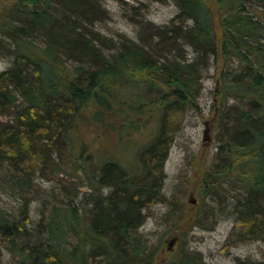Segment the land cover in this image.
Returning a JSON list of instances; mask_svg holds the SVG:
<instances>
[{"label":"trees","instance_id":"obj_1","mask_svg":"<svg viewBox=\"0 0 264 264\" xmlns=\"http://www.w3.org/2000/svg\"><path fill=\"white\" fill-rule=\"evenodd\" d=\"M173 1L168 23L143 21L139 40H113L93 27L107 15L101 0H0V42L13 47L0 71V116L12 115L0 126V162L12 188H30V176L48 166L87 175L94 153L84 144L69 166L55 160L74 147L70 134L81 124L128 140L146 132L138 174L98 159L96 184L108 192L89 209L67 197L27 229L25 210L15 220L0 207L2 243L22 264H203L182 247L165 249L164 236L148 247L138 229L159 200L169 149L211 64L216 162L195 169L201 199L177 208L170 230L196 224L203 197L235 181L244 193L226 243L264 240V0Z\"/></svg>","mask_w":264,"mask_h":264},{"label":"rangeland","instance_id":"obj_2","mask_svg":"<svg viewBox=\"0 0 264 264\" xmlns=\"http://www.w3.org/2000/svg\"><path fill=\"white\" fill-rule=\"evenodd\" d=\"M101 3L107 15L96 21L93 27L113 40L123 35L139 40L140 23L150 21L153 26L163 25L178 11L173 0H101ZM251 10L255 11L253 8ZM12 48L9 39L0 42V71L12 64ZM185 49L188 50L187 55L191 56L190 47L185 46ZM217 90V72L211 64L203 73L197 107L186 112L169 149L159 200L143 211L144 220L138 233L148 247L158 244L164 236V248L167 249L169 241L174 238L171 249L182 247L193 252L203 264L260 262L264 260L263 237L226 243L237 216V202L244 193L235 181L226 182L217 191L203 197L196 224L188 226L184 232L170 230L177 219V208L184 203L194 206L189 200L195 199L197 203L201 199V192L197 188L198 176L193 178L195 169L199 166L210 170L216 162L219 128L214 119V104ZM231 101L228 99L229 103ZM9 121H12V115L0 116V126ZM108 131L97 125L81 124L70 134L74 147L55 159L63 167L69 166L84 144L89 153H94L90 157L91 164L86 167L87 175L81 171L72 173L71 169L67 173H57L48 166L31 175V187L21 190L10 186V171L0 162V207L15 220H19L20 213L25 210L29 218L27 229H38L39 224L47 220L52 206L64 205L67 197H72L78 207L89 209L93 198L108 192L107 188L96 184L98 159H117L128 171L139 173L137 151L146 132L128 140L125 136L119 138L116 133ZM189 208L192 207L187 206L186 210ZM15 252L2 243L0 236V264H22Z\"/></svg>","mask_w":264,"mask_h":264},{"label":"water","instance_id":"obj_3","mask_svg":"<svg viewBox=\"0 0 264 264\" xmlns=\"http://www.w3.org/2000/svg\"><path fill=\"white\" fill-rule=\"evenodd\" d=\"M189 202L195 204V203H196V200H195V199H190ZM174 242H175V239H174V238H172V239L169 241L168 248H167L168 250L171 249V246L174 244Z\"/></svg>","mask_w":264,"mask_h":264}]
</instances>
